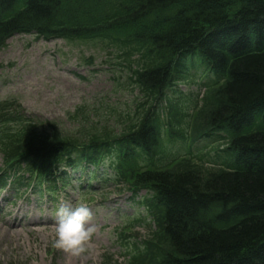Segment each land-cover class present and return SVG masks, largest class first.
I'll return each instance as SVG.
<instances>
[{"label": "trees", "instance_id": "1", "mask_svg": "<svg viewBox=\"0 0 264 264\" xmlns=\"http://www.w3.org/2000/svg\"><path fill=\"white\" fill-rule=\"evenodd\" d=\"M16 34L104 43L139 102L120 130L74 136L0 103V190L52 198L72 173L81 191L95 180L144 190L154 229L123 242L125 264H264V0H0V50ZM194 65L208 79L199 105L188 120L167 99L164 119L165 91ZM208 136L224 141L215 159L163 162L167 145Z\"/></svg>", "mask_w": 264, "mask_h": 264}, {"label": "rangeland", "instance_id": "2", "mask_svg": "<svg viewBox=\"0 0 264 264\" xmlns=\"http://www.w3.org/2000/svg\"><path fill=\"white\" fill-rule=\"evenodd\" d=\"M114 54L99 41L68 42L14 35L0 50V103L14 102L26 117L52 122L71 136L78 135L82 128L89 132L101 126L120 130L136 108L139 93L130 85L129 72L121 70L120 59H115ZM205 75L194 65L185 80L176 81L165 91L159 107L164 119L168 117V99L179 104L184 119L189 120L192 108L199 105L201 85L208 81ZM218 145H224V141L208 136L192 144L190 153L198 160L199 155L210 152L206 161L213 160ZM186 148L167 145L163 162L184 156ZM230 154L229 159L233 157ZM76 177L78 173H72V185L51 199L36 194L14 199L7 192L0 193V264H103L104 255L110 264H125L124 245L135 240L142 243L150 237L154 226L138 203L146 195L143 190L132 199L122 184L95 180L92 189L85 185L81 191ZM79 202L91 208L90 223L96 230L87 251L72 256L52 246L53 229L57 209ZM129 236L130 240L123 243Z\"/></svg>", "mask_w": 264, "mask_h": 264}, {"label": "clouds", "instance_id": "3", "mask_svg": "<svg viewBox=\"0 0 264 264\" xmlns=\"http://www.w3.org/2000/svg\"><path fill=\"white\" fill-rule=\"evenodd\" d=\"M91 220L92 210L83 202L73 207L60 206L56 211L52 246L72 256L83 255L96 230Z\"/></svg>", "mask_w": 264, "mask_h": 264}]
</instances>
